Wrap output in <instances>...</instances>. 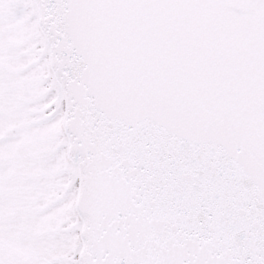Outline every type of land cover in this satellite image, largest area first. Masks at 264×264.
<instances>
[{
  "label": "snow or ice",
  "instance_id": "obj_1",
  "mask_svg": "<svg viewBox=\"0 0 264 264\" xmlns=\"http://www.w3.org/2000/svg\"><path fill=\"white\" fill-rule=\"evenodd\" d=\"M0 264H264V0H0Z\"/></svg>",
  "mask_w": 264,
  "mask_h": 264
}]
</instances>
